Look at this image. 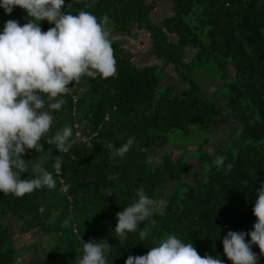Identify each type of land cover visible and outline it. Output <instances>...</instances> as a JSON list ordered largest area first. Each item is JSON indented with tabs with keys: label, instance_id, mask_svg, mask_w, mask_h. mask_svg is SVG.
<instances>
[{
	"label": "trees",
	"instance_id": "16d2710c",
	"mask_svg": "<svg viewBox=\"0 0 264 264\" xmlns=\"http://www.w3.org/2000/svg\"><path fill=\"white\" fill-rule=\"evenodd\" d=\"M170 1L173 12L155 21L157 0H65V13L83 10L98 19L106 14V27L116 35H134L135 27L147 31L159 66H135L121 41L110 37L115 74L85 76L69 85L71 91L60 97L62 108L52 112L47 136L70 126L72 139L77 132L80 137L66 153L42 139L43 152L23 156L30 167L42 163L53 174L55 188L22 198L0 192V264H17L19 257L8 217L21 223L23 234L38 233L36 246L50 248L41 264H75L90 239H107L109 264H125L129 255L146 254L169 234L192 243L201 256L231 264L223 237L228 231L253 230L256 191L264 182V0ZM26 17L22 8L9 15L0 7V32L6 21L23 25L31 19ZM40 27L47 31L54 25L42 21ZM167 66L186 88L165 85ZM197 74L207 80H198ZM208 81L217 83L214 90L207 89ZM216 120H230L237 128L220 126L213 153L208 143L216 138L210 131ZM179 133L181 140L175 138ZM129 137L135 142L125 156L112 157L114 149L105 142L119 148ZM170 145L182 153H168ZM58 155L59 174L53 167ZM217 156L226 157L231 171L213 165ZM192 159L199 161L202 177L189 182L185 176ZM109 174L119 178L109 180ZM139 188L163 203L154 208V226L148 220L139 226L150 230L145 240L139 239V230L122 239L114 232L116 213L133 202ZM252 251L264 264L258 246Z\"/></svg>",
	"mask_w": 264,
	"mask_h": 264
},
{
	"label": "clouds",
	"instance_id": "9594fccd",
	"mask_svg": "<svg viewBox=\"0 0 264 264\" xmlns=\"http://www.w3.org/2000/svg\"><path fill=\"white\" fill-rule=\"evenodd\" d=\"M0 7L9 15L15 7L22 8L27 13L26 19L31 18L23 25L10 19L0 32V192L22 198L34 190L53 189L56 185L53 174L42 163L29 166L23 159L25 153L43 152L42 139L48 145H55L59 153H66L80 137L77 132L72 139L70 126L56 131L52 137L47 136L54 120L52 112L59 111L65 102L60 97L71 91L70 84L79 83L85 76L104 79L113 76L116 60L106 14L98 19L83 10L75 15L65 13L62 11L65 0H0ZM42 21L54 27L44 31L40 27ZM134 142L135 138L129 137L119 148L105 143L114 149L112 157H123ZM225 160L226 157L217 156L212 163L227 173L233 165L229 163L225 167ZM61 163L58 155L53 165L57 174ZM22 173H27V178H21ZM118 178V174L108 176L109 180ZM256 195L253 230L228 231L222 239L223 252L231 264H258L253 245L264 256V182ZM154 204L143 188L137 189L133 202L116 213L115 234L124 239L127 233L139 230V239L145 240L150 230L139 226L146 220L153 226L156 224L151 219ZM248 236L250 241H246ZM97 241L84 242L75 264H109L106 254L112 246L107 239ZM125 264H224V261L207 254L201 256L192 243H184L177 235L169 234L146 254L129 255Z\"/></svg>",
	"mask_w": 264,
	"mask_h": 264
},
{
	"label": "rangeland",
	"instance_id": "374dc122",
	"mask_svg": "<svg viewBox=\"0 0 264 264\" xmlns=\"http://www.w3.org/2000/svg\"><path fill=\"white\" fill-rule=\"evenodd\" d=\"M158 6L157 9L154 11V18L155 21L160 20L161 18L171 14L173 12V4L170 0H157ZM111 36L112 38H116L121 41L122 47L124 50H126L129 54H131V63L139 68H145V67H151V66H159L158 59L154 55L150 53V36L147 31L145 30H137V28H134L133 34L134 35H126V36H120L116 35L112 32ZM137 34V36L135 35ZM163 73L167 76V80L165 85L167 86H173L177 88L179 91L183 90L187 87L184 83H181V76L177 72L174 71V69L171 66H167ZM203 75V74H200ZM198 80L199 78L203 79L204 81L207 80V77L205 75L199 76L197 74ZM204 83V82H202ZM208 90L212 91L215 89L217 83L213 82H206L204 83ZM220 126H223L224 128H237V124L235 122H232L230 120H224V121H215L213 126L211 127L210 131L214 132L216 134V138L211 140L208 143V150L213 151L215 153L216 148L214 147V142L216 144H219L218 136H220L221 132L219 131ZM199 137L201 139V133H199ZM177 139H182L183 135L179 133ZM224 137L222 136L221 139ZM201 141V140H200ZM191 151L195 150V146L190 148ZM167 151L170 154H175V156L182 153V149H179L178 151L175 150L173 146H168ZM159 153V151H157ZM156 159V161H159V159ZM191 170L186 174L185 180L189 182H193L197 180L198 178L202 177L200 165L198 160L192 159L190 162ZM163 202L155 203L154 208H161ZM8 222L11 224V232L13 236H15L16 246L19 250V257H17V264H24L26 262L27 264H41V261L46 258L47 252L49 253V250H47V246L44 245L36 246V242L39 239V235L37 232L33 231L30 233H22L21 230V223L18 222L13 217H8ZM44 241H47V238H44ZM46 249V250H45ZM36 258V259H35Z\"/></svg>",
	"mask_w": 264,
	"mask_h": 264
}]
</instances>
